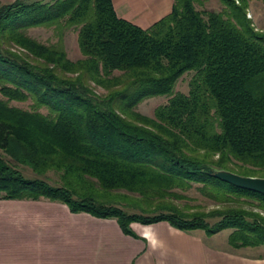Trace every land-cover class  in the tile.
<instances>
[{
	"label": "trees",
	"instance_id": "trees-1",
	"mask_svg": "<svg viewBox=\"0 0 264 264\" xmlns=\"http://www.w3.org/2000/svg\"><path fill=\"white\" fill-rule=\"evenodd\" d=\"M220 1L174 0L147 29L113 0L0 1V199L61 201L126 234L168 221L231 229L234 248L264 245V195L213 175L264 178V30L248 0ZM37 27L58 41L29 36ZM71 29L77 60L63 42ZM188 74L189 92L177 91ZM157 97L167 102L153 116L136 110ZM29 100L31 109L12 104ZM192 189L217 208L190 204Z\"/></svg>",
	"mask_w": 264,
	"mask_h": 264
},
{
	"label": "crops",
	"instance_id": "crops-1",
	"mask_svg": "<svg viewBox=\"0 0 264 264\" xmlns=\"http://www.w3.org/2000/svg\"><path fill=\"white\" fill-rule=\"evenodd\" d=\"M113 3L119 17L147 29L170 14L174 0ZM248 12L264 30V0H248ZM131 229L61 201L0 199V264H264V245L234 248L224 230L186 231L168 221Z\"/></svg>",
	"mask_w": 264,
	"mask_h": 264
},
{
	"label": "rangeland",
	"instance_id": "rangeland-1",
	"mask_svg": "<svg viewBox=\"0 0 264 264\" xmlns=\"http://www.w3.org/2000/svg\"><path fill=\"white\" fill-rule=\"evenodd\" d=\"M44 1H52V0H44ZM2 2V1H1ZM4 3V2H3ZM198 8H208V9H220L222 7L220 0H203V4L197 5ZM248 17L254 22L252 19V15L248 12ZM254 25L259 28L255 22ZM28 35L35 38L39 42H42L44 44H53L58 41V37L55 35L54 31L52 29L44 28V27H37V28H30L27 31ZM64 47L67 52L68 57L71 60H77L82 57L81 52L78 47L77 42V31L71 29L65 32L64 38ZM191 79V74L185 75L177 84L176 90L183 93L189 92V82ZM167 102V97H157V98H151L146 99L138 104L136 107V110L140 112L141 114L147 115V116H153L154 110ZM15 106L21 107L23 109H31L32 101L29 100L28 102H13L12 103ZM43 112H46V109H42ZM0 155H2V152L0 151ZM22 169V168H21ZM24 175L28 178H34L36 177L35 174L29 170V169H22ZM59 176L55 174L54 172H49L45 179L52 185H57L59 182ZM119 193H124L123 191H120ZM187 195L191 197L193 200L190 201V204L193 205H200L204 210H212L216 207V203L196 190L192 189L187 192ZM231 229H224L223 234L227 232H231ZM224 236V235H223ZM250 251H257L260 249H249Z\"/></svg>",
	"mask_w": 264,
	"mask_h": 264
},
{
	"label": "water",
	"instance_id": "water-1",
	"mask_svg": "<svg viewBox=\"0 0 264 264\" xmlns=\"http://www.w3.org/2000/svg\"><path fill=\"white\" fill-rule=\"evenodd\" d=\"M213 175L236 187L258 192L264 195V178L242 176L226 170H218Z\"/></svg>",
	"mask_w": 264,
	"mask_h": 264
}]
</instances>
